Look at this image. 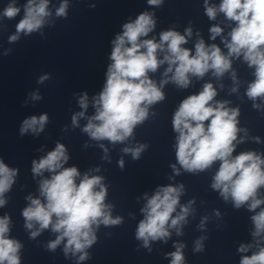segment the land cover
Returning <instances> with one entry per match:
<instances>
[{
	"label": "clouds",
	"instance_id": "9594fccd",
	"mask_svg": "<svg viewBox=\"0 0 264 264\" xmlns=\"http://www.w3.org/2000/svg\"><path fill=\"white\" fill-rule=\"evenodd\" d=\"M162 0H148L150 5H160ZM206 14L215 19L217 11L236 22V26L229 33L230 41H225L228 54L224 55L221 49L212 44L206 46L201 39L195 44V54L183 48L187 43L185 35L176 31L160 33V40L143 39L155 27V20L148 12L141 13L135 21L123 25V33L113 41V50L108 67L107 80L95 99L96 114L91 117L83 129L93 139H107L111 142H122L132 135L134 127L143 122L148 115V106L164 99L160 87L149 78V72H155L158 67L167 62L164 73H173L170 79L179 87L187 88L189 75L203 77L210 69L217 76L223 75L230 69V58L243 55L249 67L255 66L256 79L249 84L247 96L253 100L264 97V0H221L219 8L207 6ZM48 0H28L24 6V16L16 25L17 35L9 39L15 41L18 34H30L44 24ZM67 0L57 9L58 16H66ZM20 8L9 4L3 11V16L11 19L16 17ZM191 35V29L186 30ZM211 39L220 35L222 29L213 26L210 29ZM165 53L163 59L158 53ZM47 77H41V81ZM167 80L161 81V86ZM235 91V89H233ZM216 90L211 83L204 85L203 90L196 95H190L181 103L173 117V128L177 137L176 156L178 163L187 171H203L215 161H220L212 187L220 190L225 200L232 198L236 208L248 201L250 210L257 209L264 200L257 198L258 189L264 186V159L255 152H242L233 157L234 141L237 140L238 109L225 107L226 102H216L213 105ZM33 99H39L33 96ZM82 108L88 107L87 94L79 100ZM255 106V105H254ZM84 112L74 115L73 124L77 117ZM47 115L39 118L33 116L23 122L21 133L28 129L35 132L43 131L47 122ZM98 122V123H97ZM207 122V123H206ZM37 125L39 128L37 129ZM145 146L136 149L125 148V152H132L133 158H138ZM69 159L63 144H57L55 149L48 152L39 161L32 162V172L42 174L43 171L53 173L50 179L40 183V194L46 200L42 203L39 198L33 199L30 205L23 210L26 227L32 229L34 223L39 225L33 231L34 238L40 230L51 226L54 232L60 233L57 239L48 247L55 249L62 240L67 238L65 253L72 251L82 253L80 260L87 258L84 251L95 240L93 225L119 224L120 218L113 219L108 211L110 206L104 203L106 189L102 185V177L87 174L77 183L80 173L76 167L64 168L63 164ZM121 166L123 161L120 162ZM175 169V165H173ZM178 171V170H177ZM17 170L10 169L0 160V197H3L13 182ZM99 187V190L97 188ZM183 185L160 187L147 200L141 210L145 218L139 223L136 236L144 241L147 247L149 240L164 239L170 235L169 227H177L185 220L189 213L187 206L181 207V212L173 217L179 204V196ZM5 200L0 198V206ZM55 217V219H53ZM255 225L254 237L264 233V209L252 216ZM178 234L179 230L177 229ZM9 232V218H0V264H20L19 250L21 244L7 237ZM182 247V245L180 246ZM170 253L171 264H183V255L180 251ZM202 245L197 242L196 250ZM247 246L241 245L239 251L246 252ZM240 264H264V247L251 256L242 257Z\"/></svg>",
	"mask_w": 264,
	"mask_h": 264
}]
</instances>
